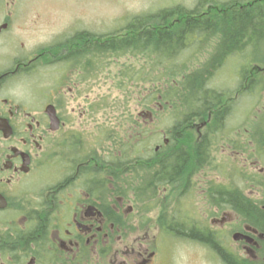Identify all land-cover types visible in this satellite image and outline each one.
Returning a JSON list of instances; mask_svg holds the SVG:
<instances>
[{
  "label": "flooded vegetation",
  "instance_id": "1",
  "mask_svg": "<svg viewBox=\"0 0 264 264\" xmlns=\"http://www.w3.org/2000/svg\"><path fill=\"white\" fill-rule=\"evenodd\" d=\"M7 19L0 24V36L11 29ZM77 35L38 52L26 54L22 47L4 68L0 64V264H264V167H259L264 166V148L259 154L258 131L248 135L245 129V147L253 152L246 161L256 171L244 182L240 171L235 172L239 183L234 186L193 180L206 165L212 138H219L217 129L223 128L215 113L233 101L237 104L238 91L227 98L229 103L202 117L175 119L169 138L162 134L153 155L146 156L144 146L138 149L134 143L139 141V146L145 139L152 107L148 110L143 102L133 115L127 108L121 118L124 132L115 142L114 112L106 107L105 127H100L94 98L78 103L81 78L93 67L84 62L94 54V37ZM88 42L90 52L75 54ZM83 58L79 66L73 62ZM38 63L63 64L61 80L52 90L33 87L27 93L18 83ZM161 100L159 96L153 105L157 110L162 109ZM84 123L92 124L87 134L81 130ZM257 128L264 130V120ZM202 140L207 153L199 157L195 148ZM186 143L193 144V154L183 181L163 162L170 152L179 155ZM197 185L202 188L196 193L200 210L194 205ZM245 189L251 190L244 194ZM221 192L247 204L218 200ZM176 226L185 233L175 232ZM190 230L209 237L215 247L192 238L186 233Z\"/></svg>",
  "mask_w": 264,
  "mask_h": 264
},
{
  "label": "rangeland",
  "instance_id": "2",
  "mask_svg": "<svg viewBox=\"0 0 264 264\" xmlns=\"http://www.w3.org/2000/svg\"><path fill=\"white\" fill-rule=\"evenodd\" d=\"M199 1L201 0H0V24L7 18L11 23V29L8 33L0 36V64L4 68L8 63V58L13 53L20 52L22 47L26 54L32 51L38 52L42 47H51L66 38L71 40L77 35L76 33L81 32L92 35L94 43H103L105 40H112L116 43L118 42L117 37L118 39L123 38L125 32L122 31L133 17L151 15L162 9L175 6L193 10ZM209 1L201 2L200 12H205L208 9H210L209 13L210 11L220 12L221 7L218 4L231 2L244 4L250 0H213V3ZM173 19L175 18L169 21ZM211 36L197 38V44L184 47L171 62H162L151 51L134 53L133 49H128L126 52L115 51L114 49L105 53L94 51L92 54L91 52L88 57L89 64L84 62L85 58L74 60L73 62L77 66L81 62L87 66H93L88 67L87 75L81 78L83 90H81V96L77 101L85 105L88 103L85 98L87 101L94 98V103L97 102L100 108L95 118L100 127L101 125L105 127L102 121L106 116L104 114L106 107L114 112L113 133L115 142L118 140L117 135H122L124 132L121 129V118H125L127 108L133 115L134 107H139L143 102H145L148 110L152 107L150 111L153 120L147 119L145 139L140 141L141 145L139 146V141L134 143L138 149L144 146L146 156H151L156 145L160 144L165 137L162 134H166L169 138L172 133L170 131L172 122L187 116L186 109L188 107L181 105L184 103L182 96L186 92L183 90V87L186 86L183 84V77L201 70L212 60L215 50L218 51L217 48L222 35ZM258 48L262 54L261 59H263L264 40L258 45ZM238 62L240 60L237 55L234 57L229 54L222 59L220 66L211 68V76L206 81V87L210 90L215 91V93L224 92V95L221 96L223 102L228 101L227 98H234L235 91H238L237 104L236 101L231 102L229 115L222 122L223 128L217 129L221 131L219 138H212V145L206 156V165L195 173L193 179L195 184L210 180L213 183L227 181L234 186L235 183H239V175L236 176L235 172L238 174L239 171L241 172V182H244L246 176H251L252 171H256L250 165V159L248 158L246 161V157L253 152L245 147V141L248 140V135L252 131L259 133L260 128L258 129L257 125L263 124L264 72L258 73L255 69H251L252 74L258 77L257 93L254 98L245 94L244 96L242 93L247 86V81L245 83L242 81V87L239 86L241 67ZM255 66L264 71V64H257L256 62L253 68ZM63 67L64 65L61 63L54 65L52 63L46 65L38 63L34 71L28 77L22 78L18 85L23 87L27 93H30L33 87V90H52L50 88L59 84L61 80ZM76 71L73 70L74 75H70L72 79H75ZM58 89L62 90L64 87L61 86ZM174 92L176 94L180 92L178 97L164 98V96H172ZM159 96L162 97L161 102H159L162 109L157 110L153 105L156 104ZM89 120L91 121V119ZM194 124L198 125L199 121H195ZM91 125L84 123L81 127L82 132L89 133L92 129ZM245 129H248L247 137L244 136ZM188 130L194 133L195 129L188 128ZM188 130L183 132L190 133ZM113 133L111 130V134ZM238 134L240 135L237 136ZM184 139L185 137H183ZM143 140H145L144 144ZM192 140L195 141V139ZM184 145H186L185 148H190L189 146L193 144L186 143ZM134 146L131 145L130 149H135ZM235 147L238 149L236 150ZM189 153L190 155L193 154L191 149ZM189 153L186 155L188 156ZM251 160L255 161L254 157ZM187 164H189V160ZM259 167L264 166L259 164ZM189 171L190 168L179 173L183 181H186L185 176L189 174ZM195 188L197 189L194 192V205L196 210H200L201 201L199 199L201 197L196 193L200 192L202 188L199 185ZM250 190L245 189L243 192L247 194ZM195 261L197 260L195 259Z\"/></svg>",
  "mask_w": 264,
  "mask_h": 264
},
{
  "label": "trees",
  "instance_id": "3",
  "mask_svg": "<svg viewBox=\"0 0 264 264\" xmlns=\"http://www.w3.org/2000/svg\"><path fill=\"white\" fill-rule=\"evenodd\" d=\"M202 1L204 0L199 1L197 7L193 10H188L182 6H175L169 9H162L151 15L135 16L128 22L125 30H123L125 32L123 38H117L118 42L116 43L112 40H108L105 44L94 43V51H103L104 53L112 49L115 51L120 50V52L133 49L134 53L151 51L162 62H171L174 57L180 54L184 47L190 44H197V38L220 34L222 35V39H220L218 51L215 50V54L212 60L208 62V65L199 71L192 72L183 77V84L184 86L186 85L183 87V90L186 92L182 96L184 103H181V105L186 108L188 107L186 109V118L202 117L207 110L214 109L220 103H224L221 101V96L224 95V92L215 93V91L210 90L206 87V81L211 76V68L220 66L222 59L229 56V54L234 57L237 55L240 60L238 62L241 67L239 86L242 87V81L243 83L247 81V86L242 95L245 94L254 98L257 93L258 77L252 74L251 69L257 70L256 67L253 68L256 62L257 64H264V58L261 59L262 54L258 48V45L264 40V3H257L251 6H243L237 2L218 4L221 7V11H210L209 13L210 9L200 12L199 8L202 5ZM209 2L213 3L214 1L210 0ZM172 18L175 19L169 21ZM77 37L89 38L86 33L78 34ZM83 49V53L91 51L89 42L82 45L76 51L74 50V52L76 54ZM259 78L261 77L259 76ZM179 93L177 92L176 94L174 92L172 95L178 97ZM169 97L164 96L165 99ZM225 107L226 109L222 112L215 113L214 120L218 124L225 121L229 115L230 105L226 104ZM258 135L257 144L260 154V150L264 148V130L261 129ZM204 141L202 140L195 148L196 155L199 157L207 153V142L205 143ZM190 149L185 147L180 149L179 155L176 151L168 153L163 165L172 168V175L180 172L183 173L184 170L190 167L187 162L192 159V156L188 154V157L186 155V153L190 152ZM261 154H264V152H261ZM218 197H216L218 200L223 197L222 201L224 199L225 202H232V204L239 207H245V204H247L244 199L242 200L240 197L226 192H221V196ZM260 214L263 215V213ZM174 229L178 234L185 233L182 227L176 226ZM186 233L192 238L209 242L215 247V244L209 237H204L195 230H190ZM224 258L226 261H232L227 255H224Z\"/></svg>",
  "mask_w": 264,
  "mask_h": 264
}]
</instances>
